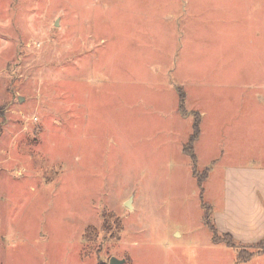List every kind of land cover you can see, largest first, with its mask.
<instances>
[{"label": "rangeland", "instance_id": "374dc122", "mask_svg": "<svg viewBox=\"0 0 264 264\" xmlns=\"http://www.w3.org/2000/svg\"><path fill=\"white\" fill-rule=\"evenodd\" d=\"M240 165L264 0H0V264H264L210 228Z\"/></svg>", "mask_w": 264, "mask_h": 264}, {"label": "crops", "instance_id": "0c3cea01", "mask_svg": "<svg viewBox=\"0 0 264 264\" xmlns=\"http://www.w3.org/2000/svg\"><path fill=\"white\" fill-rule=\"evenodd\" d=\"M227 170L222 207L215 213V225L244 246L264 241V168Z\"/></svg>", "mask_w": 264, "mask_h": 264}, {"label": "trees", "instance_id": "16d2710c", "mask_svg": "<svg viewBox=\"0 0 264 264\" xmlns=\"http://www.w3.org/2000/svg\"><path fill=\"white\" fill-rule=\"evenodd\" d=\"M181 97L183 98V95H181ZM194 129L196 131L195 132L196 136L194 135L192 137L191 143H194L195 139L199 136V127L197 125H195ZM206 177H207V175L201 177L198 180V184L199 185H203V182H204ZM210 228H211V232H212V235H213L214 242H216V243L226 242V243H229L232 246H234L236 243H238L232 235H230V234H223V235L220 234L219 230L217 229V227L215 226L214 223L212 225L210 224ZM256 246H259V249H263L264 248V241L258 243Z\"/></svg>", "mask_w": 264, "mask_h": 264}, {"label": "water", "instance_id": "95a60500", "mask_svg": "<svg viewBox=\"0 0 264 264\" xmlns=\"http://www.w3.org/2000/svg\"><path fill=\"white\" fill-rule=\"evenodd\" d=\"M130 202L131 201H129L127 203V206H130L131 205ZM110 264H125V261L124 260H119V259H117V258L114 257V258L111 259Z\"/></svg>", "mask_w": 264, "mask_h": 264}]
</instances>
